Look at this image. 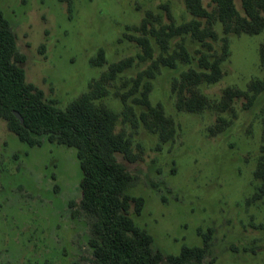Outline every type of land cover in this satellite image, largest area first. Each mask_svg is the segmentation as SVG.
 <instances>
[{"label":"rangeland","instance_id":"obj_1","mask_svg":"<svg viewBox=\"0 0 264 264\" xmlns=\"http://www.w3.org/2000/svg\"><path fill=\"white\" fill-rule=\"evenodd\" d=\"M232 1L243 14L241 0ZM201 5L207 16L191 15L183 0H0V12L25 57L26 83L58 109L87 94L109 64L134 58L93 104L116 114L115 132L130 139L138 156L116 158L131 178L126 193L144 201L139 215L132 208L129 215L152 237L154 251L164 259L178 256L184 246L202 247L208 236L203 264H264V88L251 89L264 83V28L255 35L227 33L215 20L213 0ZM189 22L212 25L216 38L200 43L176 35L170 51L183 46L191 62L161 68L131 94L151 62L139 60L132 38L141 37L144 25L149 31ZM150 41L156 57L159 47ZM100 50L105 63L97 66L92 61ZM201 54L209 61L225 56L221 77L198 87L206 100L202 111H178L172 81L188 68L199 70ZM146 83L150 105L161 106L176 125L167 142L140 121ZM229 90L241 94L229 100ZM219 118L224 129L212 136ZM81 178L75 149L46 138L29 147L0 120V264H90L92 219L79 208Z\"/></svg>","mask_w":264,"mask_h":264},{"label":"trees","instance_id":"obj_2","mask_svg":"<svg viewBox=\"0 0 264 264\" xmlns=\"http://www.w3.org/2000/svg\"><path fill=\"white\" fill-rule=\"evenodd\" d=\"M188 11L195 17L207 16L201 0H183ZM214 16L227 33L255 35L264 28V0H241L243 14L235 8L232 0H213ZM145 26V25H144ZM141 29V37L134 40L141 48L140 61L150 60L149 67L139 73L134 80L131 94L136 92L144 78H153L161 68L174 69L178 64H189L191 56L183 46L170 51V41L180 34H189L200 43L215 39L212 25L202 29L198 22L182 26L171 25L167 28L146 31ZM150 37L159 47L154 57ZM226 56V52H224ZM264 62V45L259 50ZM223 54L209 61L207 56L199 57V70L188 68L172 81L171 90L175 95V107L188 113L200 112L206 106L205 98L198 87L204 83H215L221 77ZM25 57L18 52L15 35L0 12V120L7 122L8 129L29 147L39 146L41 139L50 143L65 145L76 150L82 178L80 181L81 200L79 208L92 219L90 247L93 258L90 264H203L206 245L202 247H182L178 256L163 258L152 248L153 239L140 229L129 215V210L139 215L144 205L142 198L131 197L126 189L131 181L126 168L117 161L116 155L134 162V153L128 137L115 132L116 114L104 107H95L93 100L106 96L107 86L116 77L132 67L134 58H124L108 65L98 79L93 80L89 92L58 109L45 102L42 94L33 85L26 83L25 72L20 66ZM94 65L105 63V53L98 51L92 61ZM264 88L263 82L253 83L254 93ZM150 84L146 83L141 91L140 104L147 107L140 121L151 132L156 133L161 142H167L176 133L174 121L166 117L161 106H151L148 101ZM241 93L226 92L229 100ZM123 116L129 120L130 108L126 105ZM16 111L23 118V124L12 114ZM225 121L218 119L209 132L217 135L224 129ZM264 193V188L261 190ZM260 197V195H258ZM257 196V197H258ZM165 260V262H164Z\"/></svg>","mask_w":264,"mask_h":264},{"label":"water","instance_id":"obj_3","mask_svg":"<svg viewBox=\"0 0 264 264\" xmlns=\"http://www.w3.org/2000/svg\"><path fill=\"white\" fill-rule=\"evenodd\" d=\"M12 114L20 122V124H23V118L20 116V114L18 112L13 111Z\"/></svg>","mask_w":264,"mask_h":264}]
</instances>
